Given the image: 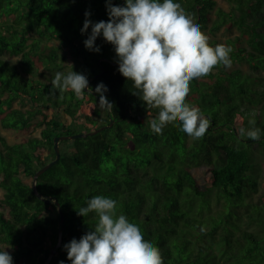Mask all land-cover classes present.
<instances>
[{
  "label": "trees",
  "instance_id": "obj_1",
  "mask_svg": "<svg viewBox=\"0 0 264 264\" xmlns=\"http://www.w3.org/2000/svg\"><path fill=\"white\" fill-rule=\"evenodd\" d=\"M226 1L224 10L216 0H175L202 31L236 26L238 34L217 44L230 45L232 62L248 67L219 66L191 82L188 102L211 121L196 140L174 124L155 134L150 121L158 109L121 76L113 45L99 36V53L84 47L91 33L81 34L85 12L94 23L107 21L105 0H0V124L39 127L15 142L0 132V249L9 247L13 264H41L55 245L59 211L53 199L44 201L49 196L64 219L47 264H71L63 245L94 228L95 213L76 210L96 195L117 201L118 213L161 249L164 264H264V0ZM68 64L87 76L93 91L84 95L99 103L94 90L102 82L113 106L92 116L81 109L84 95H51V80ZM251 119L259 140L239 135ZM110 120L94 134L58 141L59 159L36 179L38 197L33 174L55 157L53 138ZM81 124L95 126L77 130ZM196 169L209 170L210 179L201 181Z\"/></svg>",
  "mask_w": 264,
  "mask_h": 264
},
{
  "label": "clouds",
  "instance_id": "obj_2",
  "mask_svg": "<svg viewBox=\"0 0 264 264\" xmlns=\"http://www.w3.org/2000/svg\"><path fill=\"white\" fill-rule=\"evenodd\" d=\"M108 20L93 22L85 12L81 34L91 27L83 41L84 47L99 53L97 37L114 47L118 71L140 93V99L150 108L158 109V116L150 121L155 134L174 124L193 139H200L210 127L198 106L188 102L191 82L206 77L219 66L231 67L233 48L225 43L210 44V37L202 31L195 15L188 13L175 0H124L123 6L105 0ZM57 47L61 41H54ZM56 72L51 80V95L71 91L77 97L93 91L86 75L73 71ZM99 104L111 108L101 82L94 90ZM255 113H253V116ZM239 129L241 137L259 140L261 130L255 127ZM77 211L85 217L95 213L98 221L94 228L79 240L71 239L63 245L71 264H164L161 249L144 238L141 228L118 213L115 199L96 195L86 207ZM9 248V247H7ZM7 248L0 249V264H13ZM59 264H64L60 261Z\"/></svg>",
  "mask_w": 264,
  "mask_h": 264
},
{
  "label": "rangeland",
  "instance_id": "obj_3",
  "mask_svg": "<svg viewBox=\"0 0 264 264\" xmlns=\"http://www.w3.org/2000/svg\"><path fill=\"white\" fill-rule=\"evenodd\" d=\"M216 5L223 7L224 10L228 9V3L226 0H216ZM212 16H215V11L213 10L211 12ZM205 33L210 37V43H212V46H215L217 44V41H223L227 37L234 36L239 33L236 26H222L220 28H217L213 31L210 30V27L204 30ZM235 67H239L241 69L246 70L247 64L244 62H237L233 61L231 64V67H224L226 70L233 69ZM83 103L81 106V109L83 112H86L87 114H90L92 116H95V110L101 109V105L98 103L97 100H94L88 95L83 96ZM13 106H20L18 102H14ZM102 110V109H101ZM95 126V124H81L76 126L77 130H86V129H92ZM0 132L5 136V138L9 142H15L20 141L24 139L27 136L30 135H38L39 134V127H30L28 130H17L13 128H4L0 124ZM257 156L260 157V153H257ZM209 170H203V169H196L195 174H197L198 178L201 179V181H205L210 179V174L208 173ZM262 179H261V187H264V170L262 172ZM3 192V189L0 188V195Z\"/></svg>",
  "mask_w": 264,
  "mask_h": 264
},
{
  "label": "water",
  "instance_id": "obj_4",
  "mask_svg": "<svg viewBox=\"0 0 264 264\" xmlns=\"http://www.w3.org/2000/svg\"><path fill=\"white\" fill-rule=\"evenodd\" d=\"M103 71V69H101V72ZM87 90V89H85ZM112 124V120L109 121V123L107 124H104V125H101L99 127H96L92 130H89V131H78V132H74V133H70V134H63V135H56L54 138H53V148H54V151H55V157L49 161H47L44 165H42L41 167H39L33 174V178H32V188L34 191H36V179L38 177L39 174H41L43 171H45L47 168H49L53 163H55L59 157H60V151H59V148H58V141L60 139H69V138H75V137H81V136H85V135H88V134H94L98 131H100L101 129L105 128V127H108ZM36 194L38 197H42V195L36 191ZM54 200V203L57 205L58 207V211H59V227H58V235H57V241L55 243L54 246L51 247L47 257L44 259V261L41 263V264H47L51 257L53 256V254L55 253V249L56 247H58L60 244H61V240H62V228H63V219H64V216H63V213H62V210L59 208V203L58 201L55 199V198H52V197H44V201L46 203H48L50 200Z\"/></svg>",
  "mask_w": 264,
  "mask_h": 264
}]
</instances>
